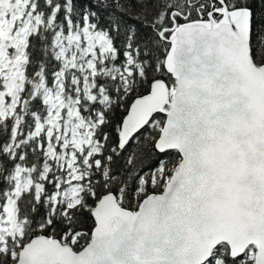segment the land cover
Here are the masks:
<instances>
[{
  "label": "snow or ice",
  "instance_id": "obj_1",
  "mask_svg": "<svg viewBox=\"0 0 264 264\" xmlns=\"http://www.w3.org/2000/svg\"><path fill=\"white\" fill-rule=\"evenodd\" d=\"M0 264H264V0H0Z\"/></svg>",
  "mask_w": 264,
  "mask_h": 264
}]
</instances>
